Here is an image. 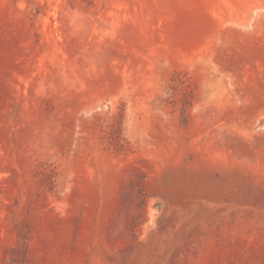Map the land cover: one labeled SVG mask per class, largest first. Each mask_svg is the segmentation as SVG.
<instances>
[{
	"label": "rangeland",
	"instance_id": "374dc122",
	"mask_svg": "<svg viewBox=\"0 0 264 264\" xmlns=\"http://www.w3.org/2000/svg\"><path fill=\"white\" fill-rule=\"evenodd\" d=\"M0 264H264V0H0Z\"/></svg>",
	"mask_w": 264,
	"mask_h": 264
}]
</instances>
